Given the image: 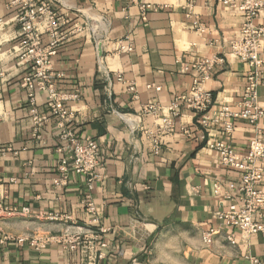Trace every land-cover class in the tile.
Segmentation results:
<instances>
[{"label":"crops","instance_id":"obj_1","mask_svg":"<svg viewBox=\"0 0 264 264\" xmlns=\"http://www.w3.org/2000/svg\"><path fill=\"white\" fill-rule=\"evenodd\" d=\"M9 1L0 0V65L4 69L0 77V201L26 206L29 213L0 221V233L11 237L0 246V264H83L80 250L69 251L55 243L35 250L27 241H18L64 231L89 234L95 226L89 224L82 202V175L71 173L66 185H53L62 156L57 151L61 143L55 119L44 123L39 138L33 136L26 93L20 86L24 68L13 51L20 37ZM47 1L69 12L75 24L89 22V27L60 44L52 68L62 73L59 91H79V99L68 103L74 129L80 139L96 142L104 165L90 194L97 226L105 229L101 238L108 244L98 264H257L244 258L246 252L264 264V233L250 235L244 244L236 229L214 217L222 207V196L236 192L240 173L224 167L207 144L226 141L235 151L245 152L254 127L234 119L230 136L220 125L211 124L205 129V140L195 139L194 114L181 107L175 128L162 135L157 154L141 130H154L161 123L159 118L142 116V105L158 103L166 111L176 96L190 89L194 74L181 72L179 63L213 54H221L224 60L205 83L214 97L213 108L226 104L237 109L246 64L231 53L227 41L238 32L241 13L222 0H194L192 13L204 27L198 33L183 7L186 0ZM142 3L164 8L147 10L142 16ZM255 24L264 27V14ZM93 25L100 27V39ZM125 35H130L133 49L119 52L117 41ZM131 81L136 99L127 90ZM46 100L45 93L36 94L42 111ZM258 102L264 106V86L258 89ZM181 124L193 137L182 134ZM258 127L264 138V118ZM214 183L220 186L218 195ZM49 215L56 217L49 219ZM210 228L219 234L205 244L202 233ZM228 233L238 239L237 245L226 241ZM91 245L95 254L99 252L96 243Z\"/></svg>","mask_w":264,"mask_h":264},{"label":"built area","instance_id":"obj_2","mask_svg":"<svg viewBox=\"0 0 264 264\" xmlns=\"http://www.w3.org/2000/svg\"><path fill=\"white\" fill-rule=\"evenodd\" d=\"M229 6L236 8L242 15V23L236 35L227 42L231 53L246 64L245 85L237 109L223 104L213 108L214 97L211 90L205 88V83L211 78L213 70L222 65L224 60L221 54H213L199 61L180 62V71L193 72L190 89L176 96L166 107V111L158 103L142 105V116H153L161 119L154 130L141 127L151 141L152 151L157 154L161 148V137L171 132L176 125V119L181 114V107L190 110L195 117V139L205 140V129L211 124L220 125L226 135L230 136L234 130V119H240L254 127V136L245 152H237L226 141H208V147L219 156L224 167L237 170L240 173V183L234 194H224L221 204L214 217L227 228L236 229L240 233V240L245 244L252 234L264 233V189L261 183L264 175V138L258 127L259 121L264 118V106L258 102V89L264 86V27L255 24V19L264 14V0H222ZM194 0H186L184 8L187 17H191L192 28L198 33L204 32L203 24L192 13ZM8 7L15 10L14 20L18 25L20 41L13 48L17 53L18 63L24 68L20 86L27 97V107L32 122L33 136L40 137V129L50 119H55V128L61 145L57 151L61 153L58 159L57 175L53 179L55 187H63L68 182L71 173L84 177V194L82 202L89 214V224L95 228L89 234L61 232L57 235L43 237H26L18 239L27 241L35 250H41L48 243H55L69 251L80 250L85 258L83 264H98L97 260L104 256L107 242L101 238L105 232L97 218V209L91 200V191L94 183L100 179V170L103 169L100 150L91 138L80 139L74 129V114L68 103L79 99V91L61 92L57 89V81L62 73L52 68V60L57 54L60 44L68 35L89 27L86 21L82 25L75 24L69 12H61L54 6L53 1L47 0H10ZM141 15L147 10H159L161 5L140 4ZM104 21V19H102ZM133 41L130 35H125L117 41L116 50L130 52ZM4 69L0 65V77ZM118 80H122L117 76ZM159 87H156L158 89ZM127 90L132 98H137V89L134 82H129ZM45 93L47 100L42 111L36 103V94ZM180 131L186 137H193L192 131L184 124ZM214 193L219 194L218 183L213 185ZM226 202V205L224 203ZM29 213L26 206H10L0 201V221L11 216H24ZM56 215H49L54 219ZM218 229L210 228L202 233V240L210 244ZM11 237L0 233V246ZM226 241L235 246L238 239L231 233L225 235ZM96 243L99 252L95 254ZM247 243V242H246ZM90 251V253H89ZM244 258L252 263H259L258 259L248 252Z\"/></svg>","mask_w":264,"mask_h":264},{"label":"water","instance_id":"obj_3","mask_svg":"<svg viewBox=\"0 0 264 264\" xmlns=\"http://www.w3.org/2000/svg\"><path fill=\"white\" fill-rule=\"evenodd\" d=\"M93 27V32H94V35H95V37L97 38V39H100L101 38V34H100V27L99 26H97V25H93L92 26ZM99 50H100V48H99Z\"/></svg>","mask_w":264,"mask_h":264}]
</instances>
